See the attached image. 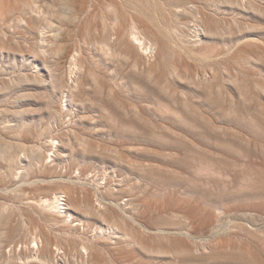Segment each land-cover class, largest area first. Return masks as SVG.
Masks as SVG:
<instances>
[{"label":"rangeland","instance_id":"374dc122","mask_svg":"<svg viewBox=\"0 0 264 264\" xmlns=\"http://www.w3.org/2000/svg\"><path fill=\"white\" fill-rule=\"evenodd\" d=\"M0 264H264V0H0Z\"/></svg>","mask_w":264,"mask_h":264},{"label":"bare ground","instance_id":"6f19581e","mask_svg":"<svg viewBox=\"0 0 264 264\" xmlns=\"http://www.w3.org/2000/svg\"><path fill=\"white\" fill-rule=\"evenodd\" d=\"M142 45V44H141ZM152 49V48H151ZM45 204V203H44ZM49 205V204H48ZM53 207L57 210L58 213L62 212H69L66 208L65 199L62 197V195H57L54 197V200L52 202ZM71 215V214H70ZM72 219V218H71Z\"/></svg>","mask_w":264,"mask_h":264}]
</instances>
